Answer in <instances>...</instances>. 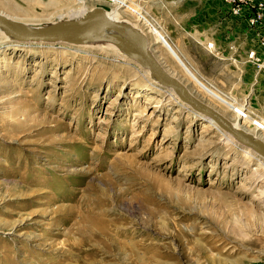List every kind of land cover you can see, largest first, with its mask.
<instances>
[{"label": "rangeland", "instance_id": "rangeland-1", "mask_svg": "<svg viewBox=\"0 0 264 264\" xmlns=\"http://www.w3.org/2000/svg\"><path fill=\"white\" fill-rule=\"evenodd\" d=\"M206 3L0 0V12L45 29L104 8L141 29L197 99L264 141L239 112L255 114L264 51L261 66L238 63L250 30L264 50V0ZM235 24L246 31L236 82L201 28ZM91 38L0 45V264H264V159L231 135L237 146L224 144L227 132L139 63L73 46Z\"/></svg>", "mask_w": 264, "mask_h": 264}, {"label": "water", "instance_id": "water-1", "mask_svg": "<svg viewBox=\"0 0 264 264\" xmlns=\"http://www.w3.org/2000/svg\"><path fill=\"white\" fill-rule=\"evenodd\" d=\"M99 26H104L125 43L115 41L121 48L130 47L137 52L145 67L151 72L158 83L175 92L184 104L196 113L213 120L222 130L231 135L238 143L251 149L264 159V141L252 134L237 129L231 121L221 113L197 99L179 80L171 76L158 62L148 39L143 33L129 23L117 22L107 16L104 8L97 7L85 14L82 20H70L45 29H28L17 21L0 12V29L17 41L70 42L82 36L95 32Z\"/></svg>", "mask_w": 264, "mask_h": 264}, {"label": "crops", "instance_id": "crops-1", "mask_svg": "<svg viewBox=\"0 0 264 264\" xmlns=\"http://www.w3.org/2000/svg\"><path fill=\"white\" fill-rule=\"evenodd\" d=\"M206 3V9L208 7V0H205ZM204 11V7L202 9ZM132 22V21H131ZM202 28V33H209L208 39L210 41H214V45L211 42L207 43V46H204V49L208 52L209 55L216 57L219 61H221L220 67H223V71L227 73L228 75L226 77H229L228 79H232V81H237V41L242 42L239 37H237L238 32L246 33L243 27H237V24H235V27H201ZM195 30V29H193ZM249 37H250V48L249 50L243 54L242 59L238 60V63L241 65H250L252 64L248 60V55L252 51H255L258 54L263 53V48L258 42V37L255 35V33L250 30L248 32ZM208 45H212L210 48ZM213 50L220 56H216V54L213 53ZM255 66V65H254ZM229 81V80H227ZM208 84L215 89L216 87L212 84ZM226 84V83H225ZM232 84V83H231ZM215 87V88H214ZM222 88L223 93H229V88L228 87H220ZM219 90V89H218ZM232 90V87H231ZM220 91V90H219ZM253 95L255 96V107L254 111L255 114L257 115L256 112H258L259 105L264 104V86L262 87H257L255 91H251Z\"/></svg>", "mask_w": 264, "mask_h": 264}, {"label": "bare ground", "instance_id": "bare-ground-1", "mask_svg": "<svg viewBox=\"0 0 264 264\" xmlns=\"http://www.w3.org/2000/svg\"><path fill=\"white\" fill-rule=\"evenodd\" d=\"M120 1V0H119ZM123 2V1H122ZM120 3V2H119ZM121 7V5H118L117 6V10H119ZM106 11V10H105ZM88 13V12H87ZM107 13V16L109 18H111L112 20L114 21H117L115 19V17L109 13V12H106ZM70 14V13H69ZM74 14V13H72ZM86 12H81V13H78V14H74V17L77 19L75 21H80L83 19V17L85 16ZM68 18L69 16L68 15H61L59 20L60 22L63 21L62 19L64 18ZM65 20V19H64ZM119 22V21H117ZM19 23V22H18ZM123 23H128V22H123ZM20 24V23H19ZM130 24V23H129ZM22 25L23 27L25 28H28V29H39L38 27H34L33 25L29 24V23H23V24H20ZM132 25V24H131ZM133 26V25H132ZM134 27V26H133ZM137 28V27H135ZM139 29V28H137ZM141 32L142 30L139 29ZM143 33V32H142ZM0 35L2 36L3 35V38H0V45L4 44L5 41H9V42H13V41H16V42H22V43H26V42H45V41H33V40H27V41H17V40H14L12 39L11 37L7 36L1 29H0ZM145 35V34H143ZM89 37H93L91 38L90 42L88 43H85L83 45H73L74 47H77L75 48L78 52H84V53H89L93 50H99L101 52H112L114 54L117 55V57H121L123 59H126L129 61V63L131 62H136V63H139L140 66L144 67L145 69H147L144 65V62L142 61V59L140 58L139 54L137 52H135L132 48L130 47H125V48H121L120 46H118L115 41H118V42H122V43H125L123 41V39L121 37H119L116 33H114L113 31H111L110 29L104 27V26H99L94 33L92 34H89V35H85V36H82L76 40H73V41H70V42H60V43H72L74 44L75 42L78 43L80 42L81 40L85 39V38H89ZM146 37V36H145ZM147 38V37H146ZM46 43H54V42H46ZM70 44V45H72ZM80 46V47H79ZM132 64V63H131ZM136 70V73L138 74H141V75H144V73L138 69L137 67L135 68ZM148 70V69H147ZM149 75H151L150 78H152V80L154 81L153 83L151 84H157L158 81L155 79V77H153V75L151 74V72L148 70L147 72ZM156 82V83H155ZM160 86V85H159ZM215 88V87H214ZM215 91L219 92L220 94H222L223 96H225L221 91H219L217 88L214 89ZM173 91V90H172ZM169 95V94H168ZM173 97V95H172ZM179 98V97H178ZM228 98V97H227ZM180 99V98H179ZM181 100V99H180ZM230 102H233V104L235 103L236 104V99H233L230 97ZM182 101V100H181ZM243 107V106H242ZM240 108V111L243 109V108ZM246 108V107H245ZM244 108V110H246ZM239 111V112H240ZM230 121V120H229ZM209 122L213 125H215L214 121L213 120H209ZM232 123V122H231ZM233 124V123H232ZM234 125V124H233ZM237 129H240V130H243L241 129V127L237 126V125H234ZM216 128H219L218 126H216ZM227 135V134H226ZM253 135V134H252ZM254 137L260 139L259 137L253 135ZM225 137V136H224ZM235 140V139H234ZM234 140L233 138L228 134V137L226 139H224L225 143L224 144H233V145H236V143H234ZM262 140V139H261ZM235 146V147H236ZM251 149H247V150H244L246 156H253L252 153H251ZM244 155V154H243ZM246 158V157H245ZM255 158V156H254ZM252 161V160H251ZM260 162V161H259ZM263 168V167H262ZM109 225V224H108ZM100 234V233H99Z\"/></svg>", "mask_w": 264, "mask_h": 264}, {"label": "built area", "instance_id": "built-area-1", "mask_svg": "<svg viewBox=\"0 0 264 264\" xmlns=\"http://www.w3.org/2000/svg\"><path fill=\"white\" fill-rule=\"evenodd\" d=\"M209 47L211 48L212 45H209ZM248 59H249V62L253 63L254 65H258V66H261L262 64L261 63V59L260 57L257 56L256 52H251L248 56ZM241 106H243L242 110L240 111V115L243 117V118H246L247 116H251L252 120H253V126L255 128V130L257 132H260L263 137H264V118H261L257 115H255L250 109L249 107L247 106L246 103L244 104H240ZM246 107V108H245ZM244 108L246 110H244ZM256 127H259V129L257 130Z\"/></svg>", "mask_w": 264, "mask_h": 264}]
</instances>
